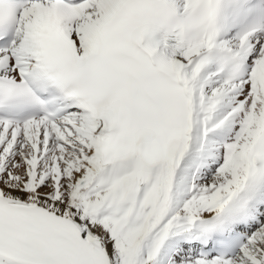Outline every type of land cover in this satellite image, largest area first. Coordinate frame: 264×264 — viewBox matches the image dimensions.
Returning a JSON list of instances; mask_svg holds the SVG:
<instances>
[{
  "label": "snow or ice",
  "instance_id": "obj_1",
  "mask_svg": "<svg viewBox=\"0 0 264 264\" xmlns=\"http://www.w3.org/2000/svg\"><path fill=\"white\" fill-rule=\"evenodd\" d=\"M0 264H264V0H0Z\"/></svg>",
  "mask_w": 264,
  "mask_h": 264
}]
</instances>
